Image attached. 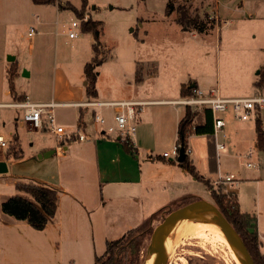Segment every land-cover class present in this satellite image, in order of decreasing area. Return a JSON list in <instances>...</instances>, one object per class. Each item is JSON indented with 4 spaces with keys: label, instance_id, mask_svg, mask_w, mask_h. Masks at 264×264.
Wrapping results in <instances>:
<instances>
[{
    "label": "rangeland",
    "instance_id": "rangeland-1",
    "mask_svg": "<svg viewBox=\"0 0 264 264\" xmlns=\"http://www.w3.org/2000/svg\"><path fill=\"white\" fill-rule=\"evenodd\" d=\"M62 1L70 2L74 9L36 5L32 0H0V102L14 101L9 93L8 72H15L12 66L16 62L22 72L15 86L18 92L28 94L31 100L51 98L53 94L56 100H71L68 95L71 90L81 94L84 65L95 56V44L99 48V59L103 60L102 66L96 69L97 86L103 96L126 93L171 95L180 81L197 82L200 88L219 86L224 97H252L262 93L254 85L264 67V17L255 11L256 8L249 10L258 15L256 18H249L246 13L241 21L217 24L201 33L190 28L188 31L176 20L182 18L186 8L192 19L198 16L210 24L216 0H88L83 10V0ZM246 1L247 7L264 5V0H259L261 3L258 0ZM82 13L86 18H81ZM88 18L102 24L98 40L92 33L82 31V23ZM73 21L81 23V28H73ZM31 28L35 29L33 36H29ZM70 29H75L76 38L69 37ZM137 67L142 69L144 81L132 85L129 80L136 77ZM153 69H156L155 73ZM173 97H179V94ZM178 109L184 111L183 106ZM73 110L56 107V123L76 127ZM23 112V109L0 107L1 132L12 141L18 135L23 147L22 157L12 156L7 171L0 173V201L17 194L16 182L38 175L42 165L39 141L53 142L56 138L48 128L49 124L47 130L42 127L36 131L29 125L22 126L16 122L17 117L22 120ZM262 116L264 118V109ZM224 117L236 123L255 124L254 118L248 121L236 119L231 110ZM225 134L224 137V133L220 132L217 138L212 137L214 143L218 141L226 146L221 156L227 151L233 153V156L219 158L215 155L223 164L220 173L236 176L239 184L236 186L235 183L233 188L240 210L258 217L255 229L261 238L264 235V154L259 159L252 146L253 154L243 156L244 151L250 149L236 148L233 135ZM207 138L196 137L193 145H201ZM172 149L173 146L166 148L168 152ZM15 150L17 153L21 151L14 141L10 148L0 152L13 155ZM204 169L203 166L202 171ZM186 176L191 186L189 183L181 184L177 187L184 189L180 193L175 188L171 201L173 208L170 210L196 199L214 203L211 192L202 181ZM247 178H252V181L245 180ZM190 190L191 194L186 199L179 197ZM169 196L161 194L159 202L166 201ZM168 211L152 217L149 232L145 233L141 242V251L137 256L139 261L135 259L137 264L147 263L148 260H145L151 255V234ZM151 213H145L143 221L151 218ZM141 222L132 225L136 227ZM14 231L11 235L0 233V264H94L95 257L106 250L104 230L97 231L96 237L86 242H81L78 228L72 230L77 236L71 239L61 237L58 229L56 236H51L46 228L36 229L28 223L16 227ZM120 231L112 232L111 240L119 238ZM216 241L188 235L171 245L167 264H238L227 246L218 239ZM135 262L128 259L123 264Z\"/></svg>",
    "mask_w": 264,
    "mask_h": 264
},
{
    "label": "crops",
    "instance_id": "crops-1",
    "mask_svg": "<svg viewBox=\"0 0 264 264\" xmlns=\"http://www.w3.org/2000/svg\"><path fill=\"white\" fill-rule=\"evenodd\" d=\"M253 8H256V10ZM249 10H255L261 17H264L263 4H260L257 8L254 5L247 7L246 0H216L212 9L211 20L215 21V25H220L222 23L228 24L234 21H241L245 18L246 13L249 18L258 16L253 15ZM187 30L190 31L188 28ZM16 64L18 65V72L16 73L15 81L21 77L22 72L19 64L17 62ZM153 72L155 73L156 69H153ZM83 79H86V75L85 78H81V94L77 95L71 90L68 94L72 98L71 100H56L53 94L51 98L46 97L42 100L34 101L29 98L28 94L18 92L16 86L15 95H12L9 90L10 95L14 98L13 102H22L26 99L37 103L54 101L59 104L57 107L74 109L76 125H82L89 134V139L86 141H72L64 144H60L56 138H54L53 142H42L40 140L38 146V152L42 155L39 158L42 160L40 171L33 178L25 177L24 181L19 182H37L57 188L60 191L56 216L45 227L51 236H56L58 229L60 230V236L63 238L67 236V239H71L79 235L81 242H86L91 238H95L97 231L104 230V237L107 238L108 242L112 241L111 234L115 230H122L119 237L121 238L126 232L137 228L149 219L150 217L143 221L145 213L152 212V218L157 213L173 208L171 201L174 199L175 188L181 184L189 183L186 175L193 177L189 172L181 168L178 162L170 158H164L163 154L168 152L166 150L167 147H174L178 141L179 124L186 111V107H184V111L181 112L178 109L180 106L173 104L172 101L182 97L181 89L183 85L195 88L200 87L194 81L188 83L180 81L175 85V90L171 95L150 96L145 93H126L125 95L103 96L96 84L98 97L90 98L86 92L88 83L85 84V82L87 79L86 81H83ZM129 81L133 85L135 82H143L144 78L139 82L136 81V77L134 80ZM209 88L214 87L209 86L202 89ZM216 88L220 92L219 86H216ZM176 94H179V97H173ZM220 94L222 95L221 92ZM260 95H264V90H262ZM19 96H23L24 99L19 100ZM89 100L145 102V105L138 108L135 117L134 122L137 130L132 136V144L121 141L118 136H98L95 134L93 115L98 109L84 107L82 104L79 105V103H85ZM13 102H0V107L13 108L8 106V104ZM102 112L109 124H113L114 110L112 108H103ZM260 114L264 127L262 110ZM15 120L20 122L22 126L26 125L18 117ZM47 126L48 120L47 117H44L43 129L47 130ZM225 132L228 135H233L232 139L235 138L234 145L236 148L248 147L250 149L253 146L254 151L259 155V159L264 154V151L258 150L255 124L248 122L236 123L226 120V126L223 130L224 137L226 135ZM196 137H208V140L201 145L194 146L193 139ZM212 137L214 135H192L188 138V147L192 149L189 158L197 172L204 179H209L213 184V180L220 173V169L223 166L213 156L217 155L219 158L221 152L225 151L226 148L218 153ZM209 138H211V141ZM10 141L11 144H14V141L18 143L19 149L21 152L23 151L18 135H15L14 141ZM126 144L131 146L133 150L128 151L125 148ZM252 154L253 150L250 149L244 151L243 156L249 157ZM225 155L233 156V153L227 151L221 157ZM11 157L12 155L7 152L5 155L0 152V162L6 163L7 166ZM249 164L251 163L249 162ZM203 166L205 167L204 171H202ZM245 180L252 181V178ZM195 181H197L196 178ZM19 182H16L15 186ZM238 184L237 181L236 186ZM189 186H191L190 183ZM177 190L180 193L184 189L179 187ZM232 190L237 196L234 188ZM161 194L170 195L169 199L166 200L167 202H159ZM190 194L191 190L184 191L179 197H185L186 199ZM168 200L170 203H168ZM4 201L5 199L0 201V233H9L11 235L14 234L16 227L26 225L27 222L15 221L12 217L4 214L2 211V203ZM140 220L142 222L136 227L132 225ZM75 228L80 230L77 235L72 232ZM88 230H92V232L89 233ZM263 237L264 235L261 236V241H263Z\"/></svg>",
    "mask_w": 264,
    "mask_h": 264
},
{
    "label": "trees",
    "instance_id": "trees-1",
    "mask_svg": "<svg viewBox=\"0 0 264 264\" xmlns=\"http://www.w3.org/2000/svg\"><path fill=\"white\" fill-rule=\"evenodd\" d=\"M36 5H57L60 9H74V6L70 2H63L62 0H32ZM88 0H83V9H86ZM171 12V11H170ZM168 12V13H170ZM81 18H86L85 14H81ZM182 26L188 29L197 30L201 33H205L215 26V21L211 20L210 24L201 20L200 17L191 18L188 15V10L183 9V16L181 19L176 20ZM102 24L100 22L93 21L88 18L82 23V31L84 33H92L96 40L99 39L100 30ZM95 56L84 67V72L88 84L86 86V92L88 97L97 98V74L96 69L101 67L103 60L99 59V48L95 44L93 46ZM14 65V64H13ZM14 71L8 72L9 75V87L12 95L16 94L15 90V78L16 67L12 66ZM11 69V68H10ZM143 79L142 69L137 67L136 81ZM255 87L259 90H264V67L260 70L259 79L255 83ZM189 85H183L181 89L182 96H188L192 94L193 89ZM19 100H23V96L18 97ZM255 128L257 134L258 150L264 151V127L260 112L255 119ZM213 116L211 109L204 107L201 110L186 107L185 115L179 124L178 140L188 147V138L192 135H213ZM13 144H11L12 146ZM10 146V147H11ZM128 151H132L133 148L126 144L125 147ZM16 152V153H15ZM15 158L22 157V152L15 150L13 155ZM214 159L216 158L213 156ZM213 159V160H214ZM181 168L189 172L197 180L202 181L211 192L214 204L223 212L229 222L234 226L237 232L243 238L249 252L251 253L255 264H264V252L262 251V243L256 227V215L244 213L240 210L238 199L236 194H230L225 192L224 186L215 187L209 179H204L201 176L192 161L187 155L186 159L182 163H178ZM17 194L8 197L2 203V211L9 217H12L15 221H24L36 229H44L49 223H51L57 213L58 201L60 191L57 188L37 183V182H19L16 184ZM232 195V196H231ZM184 205L183 203L178 207ZM177 207V208H178ZM152 218L144 221L137 228L131 229L126 232L121 238L108 241L106 244L105 252L95 257L94 264H123L129 259L133 261H139L137 256L141 251L142 241L145 239L146 232H149V225ZM262 242V243H261ZM264 244V243H263ZM132 264V263H130ZM137 264V262H135Z\"/></svg>",
    "mask_w": 264,
    "mask_h": 264
},
{
    "label": "built area",
    "instance_id": "built-area-1",
    "mask_svg": "<svg viewBox=\"0 0 264 264\" xmlns=\"http://www.w3.org/2000/svg\"><path fill=\"white\" fill-rule=\"evenodd\" d=\"M72 27L81 28V23L72 22ZM75 29H70L69 37L76 38ZM35 29L31 28L29 36H33ZM173 104L190 107L201 110L204 107L211 109L213 116L214 137L217 138L220 132H223L226 126L224 114L232 111L234 117L240 121H248L251 118L256 119V116L264 109V95L252 97H224L220 94L217 88H194L192 94L182 96L177 100L172 101ZM84 107L98 109L93 115L94 132L98 136H118V138L128 144H132V136L135 134L137 127L135 117L138 108L145 105V102L135 101H118L104 102L98 100H89L85 103H79ZM59 104L51 101L45 103L32 102L26 99L22 102H13L8 106L23 109L22 122L29 125L32 129L40 130L43 127V118L47 117L51 132L55 135L60 144L72 141H86L89 139V134L86 129L81 126L67 127L56 123L54 111ZM103 108H112L114 110L113 124H109L106 116L102 112ZM11 141L0 132V151L10 148ZM215 147L217 152L226 148L222 142H216ZM185 149L187 155L192 153L190 147H185L179 140L174 145L171 152H165L164 158H170L178 162L180 151ZM251 154V153H249ZM251 166V164H249ZM237 183L236 176L232 173L222 175L219 173L213 180V184L217 187L225 186L226 193H233L234 184ZM264 242V237L262 238Z\"/></svg>",
    "mask_w": 264,
    "mask_h": 264
},
{
    "label": "water",
    "instance_id": "water-1",
    "mask_svg": "<svg viewBox=\"0 0 264 264\" xmlns=\"http://www.w3.org/2000/svg\"><path fill=\"white\" fill-rule=\"evenodd\" d=\"M25 75V74H24ZM88 82L86 81L85 84ZM39 157H42L40 154ZM187 157L185 149L180 151L178 163H182ZM7 171V164L0 162V173ZM199 213H208L214 219L220 230L230 242L239 264H255V261L249 252L243 238L229 222L223 212L211 201L196 199L184 204L174 210H169L162 221L154 228L151 234L150 246L155 248V264H167L171 252V246L167 244L166 249L163 247V241L168 240L167 230L177 221L185 220ZM150 248V247H149ZM149 259L147 256L146 260ZM144 261V262H145Z\"/></svg>",
    "mask_w": 264,
    "mask_h": 264
},
{
    "label": "bare ground",
    "instance_id": "bare-ground-1",
    "mask_svg": "<svg viewBox=\"0 0 264 264\" xmlns=\"http://www.w3.org/2000/svg\"><path fill=\"white\" fill-rule=\"evenodd\" d=\"M188 235H197L205 241L217 242L220 240L225 244L230 251L234 260L239 264L235 252L227 240L219 226L216 224L215 219L208 213H199L191 216L185 220L177 221L167 230V241H163V247L166 248L173 244L175 245L181 239ZM150 256L146 264H155V248L150 246Z\"/></svg>",
    "mask_w": 264,
    "mask_h": 264
}]
</instances>
